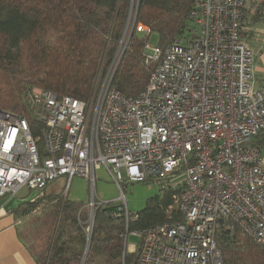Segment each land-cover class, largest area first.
I'll list each match as a JSON object with an SVG mask.
<instances>
[{
	"label": "built area",
	"instance_id": "1",
	"mask_svg": "<svg viewBox=\"0 0 264 264\" xmlns=\"http://www.w3.org/2000/svg\"><path fill=\"white\" fill-rule=\"evenodd\" d=\"M255 1L194 0L186 32L164 46L147 40L152 71L137 95L113 83L125 35L88 100L34 85L22 112L0 108V198L23 187L42 192L61 176L94 186L103 166L120 195L92 193L85 207L92 218L101 204H121L125 237L139 238L133 264H223L219 237L234 225L264 243V83L245 40ZM137 182L176 188L171 220L129 230L138 212L124 188Z\"/></svg>",
	"mask_w": 264,
	"mask_h": 264
},
{
	"label": "trees",
	"instance_id": "2",
	"mask_svg": "<svg viewBox=\"0 0 264 264\" xmlns=\"http://www.w3.org/2000/svg\"><path fill=\"white\" fill-rule=\"evenodd\" d=\"M193 3L194 0H0V108L22 110V94L28 83L88 100L99 73L106 72L113 63L129 30L130 40L116 62L113 83L129 95L139 94L148 83L152 65L145 62L148 36H141L134 25H150L164 46L187 31ZM263 8L264 0L258 9ZM160 188L161 193L150 197L138 211V218L129 221L130 231L171 220L166 209L173 203L176 188ZM44 195L38 192L15 212L28 214ZM49 199L54 204L46 213L56 227L55 237L45 258L36 259L33 254L37 264H81L88 238L85 264L99 254L106 255L107 264H133L134 252L127 253L124 247L127 224L121 204L97 206L94 218L98 228L89 235L85 231L89 216L84 212V203L62 194ZM172 218L177 219L176 213ZM64 237L79 248L68 258L64 244L58 247ZM219 243L223 264H264V243L253 240L237 225L225 227Z\"/></svg>",
	"mask_w": 264,
	"mask_h": 264
},
{
	"label": "rangeland",
	"instance_id": "3",
	"mask_svg": "<svg viewBox=\"0 0 264 264\" xmlns=\"http://www.w3.org/2000/svg\"><path fill=\"white\" fill-rule=\"evenodd\" d=\"M263 0H256L253 2V5H255V9H258L260 4L262 3ZM264 9V8H263ZM256 10L253 13V16L255 14ZM264 12V10H262ZM263 20L262 23L264 24V14L262 16ZM254 23V21H253ZM256 23L252 24L254 30H250L248 32L249 37L245 34V40L247 43L250 45V47H253L254 44L257 46L261 47L264 45V26L261 28L257 24L256 29L255 26ZM130 30L127 32V37L125 39V44L123 48L120 50L119 57L122 54L123 50L128 46L129 40H130ZM145 35V34H140ZM247 39H251L250 41ZM159 41V35L156 32H153L150 36H148V42L152 45L157 44ZM255 53V52H254ZM256 58V54H255ZM36 84L33 83H28L26 88H29L30 86H34ZM39 86V85H37ZM24 89V90H25ZM24 92V91H23ZM23 97V96H22ZM23 100V98L21 99ZM12 110V109H10ZM22 110L16 111V112H22ZM101 166H98L97 168V176H98V184L99 187L101 186H106L107 191L110 193L109 196H113L114 198H103V200H116L118 196L120 195V190L119 189H113L111 187V183L115 184V182L111 179L110 175L108 174L107 170L102 166V168H99ZM79 176H76L72 178V180H69L65 176H61L57 178L56 180L52 181L48 186V195L55 196L57 193L58 195H64L67 193L68 188L70 189L74 181L76 180ZM82 178V177H80ZM183 177L178 176L176 178L172 179V183L175 184L179 182ZM35 190L29 189L28 187H23L21 188L18 193L16 194L17 197L22 198L24 201H29L31 197H33V192ZM89 193V199L91 200L92 194L90 188H88ZM125 196L128 202V207L130 211L132 212H137L136 210H141L146 206V199H148L151 195H154L155 193L158 192V186L155 184H150L149 182H137L134 184H130L129 186L124 188ZM97 193V190H96ZM98 196L100 194H97ZM67 197V195H66ZM51 204H54L51 202V199H42L38 206L28 214H26L22 220L21 223V233L23 235V238L25 239L27 245L31 249L32 253L36 256V259L42 260L45 258V255L47 254L48 250L50 249L51 244L53 243L54 237H55V226L52 223V219L48 217V213H46L48 210L53 208ZM84 212L88 213L89 220L86 224L85 231L87 234H91L93 230L98 228V223L95 221L94 215L91 218V211L90 209L84 210ZM83 212V213H84ZM82 213V214H83ZM79 214V210L78 213ZM103 232V231H101ZM104 236V234H102ZM70 239H72V236H70ZM67 238L64 237L62 240H60L58 247L62 246L64 244V249L66 250L65 256L68 258L71 254L74 252H77L79 250L78 246L74 243L67 242ZM65 242V243H64ZM139 238L132 233H130L127 238L124 237V247L127 251V253L134 252L136 251V247L138 245ZM97 245V242L95 243V246ZM90 262H87V264H107L106 261V255L104 254H99L95 258L92 257L90 259ZM67 264H71V261H67ZM38 263V262H37ZM85 264V262H84Z\"/></svg>",
	"mask_w": 264,
	"mask_h": 264
},
{
	"label": "crops",
	"instance_id": "4",
	"mask_svg": "<svg viewBox=\"0 0 264 264\" xmlns=\"http://www.w3.org/2000/svg\"><path fill=\"white\" fill-rule=\"evenodd\" d=\"M264 10V9H262ZM262 10L256 9V12L253 16V19L255 20L254 23L261 24V28H263L264 24L262 23V16L264 12ZM259 15L256 17V15ZM252 21V24H254ZM255 26V25H254ZM255 26V29H256ZM251 30L253 29V26L251 27ZM246 35L249 37L250 34L248 32ZM249 40V39H247ZM251 40V39H250ZM249 40V41H250ZM255 54V62H254V69H255V77L258 84L264 83V45L259 47L256 44L251 47ZM98 168V167H97ZM99 168H102L99 167ZM73 186L67 190V197L69 200L79 201L84 204H87L90 200L89 199V193L88 188L91 190V194L94 193V196L99 199L103 200V198H114L113 196H109L110 193L107 191L106 186H100L98 184V179L96 180L94 186H92L91 182L82 177L75 178ZM155 184L158 186V192L154 195H151L150 197L156 196L159 193H161V188L157 183H150ZM113 189H119V187L116 184H110ZM97 190V193H96ZM48 188H46L43 193L45 194V198L48 200L52 197V195H48ZM37 191L33 192V197L30 198L33 199L37 195ZM58 194V193H57ZM57 194L55 196H57ZM97 194H100L99 196ZM54 197V196H53ZM149 197V198H150ZM44 198V199H45ZM148 198V199H149ZM43 199V200H44ZM146 199V202L147 200ZM111 201V200H110ZM115 201V200H112ZM25 202L22 198L17 197V195L9 198V199H1L0 198V264H37L36 259L27 245L25 239L23 238V235L21 233V223L26 215H22V213L15 212V209H18L20 205ZM142 210V209H141ZM137 212L140 210H136Z\"/></svg>",
	"mask_w": 264,
	"mask_h": 264
},
{
	"label": "water",
	"instance_id": "5",
	"mask_svg": "<svg viewBox=\"0 0 264 264\" xmlns=\"http://www.w3.org/2000/svg\"><path fill=\"white\" fill-rule=\"evenodd\" d=\"M89 243H90V240L88 238L87 245H86V248H85L84 258H83V261H82L81 264H83L84 261H85V258H86V255H87V252H88V249H89Z\"/></svg>",
	"mask_w": 264,
	"mask_h": 264
}]
</instances>
